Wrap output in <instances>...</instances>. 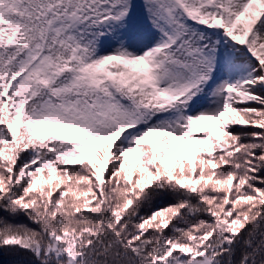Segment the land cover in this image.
<instances>
[{"label": "snow or ice", "instance_id": "obj_1", "mask_svg": "<svg viewBox=\"0 0 264 264\" xmlns=\"http://www.w3.org/2000/svg\"><path fill=\"white\" fill-rule=\"evenodd\" d=\"M264 264V0H0V254Z\"/></svg>", "mask_w": 264, "mask_h": 264}, {"label": "trees", "instance_id": "obj_2", "mask_svg": "<svg viewBox=\"0 0 264 264\" xmlns=\"http://www.w3.org/2000/svg\"><path fill=\"white\" fill-rule=\"evenodd\" d=\"M17 257L5 252L3 254H0V264H13V261H15Z\"/></svg>", "mask_w": 264, "mask_h": 264}]
</instances>
